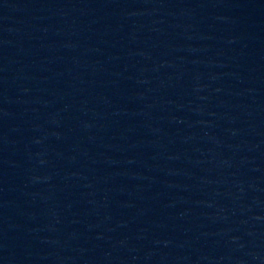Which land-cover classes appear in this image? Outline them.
<instances>
[{
  "label": "water",
  "instance_id": "95a60500",
  "mask_svg": "<svg viewBox=\"0 0 264 264\" xmlns=\"http://www.w3.org/2000/svg\"><path fill=\"white\" fill-rule=\"evenodd\" d=\"M0 264H264V0H80L0 73Z\"/></svg>",
  "mask_w": 264,
  "mask_h": 264
}]
</instances>
